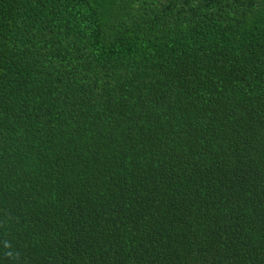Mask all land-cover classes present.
<instances>
[{
  "label": "trees",
  "instance_id": "trees-1",
  "mask_svg": "<svg viewBox=\"0 0 264 264\" xmlns=\"http://www.w3.org/2000/svg\"><path fill=\"white\" fill-rule=\"evenodd\" d=\"M0 264H264V0H0Z\"/></svg>",
  "mask_w": 264,
  "mask_h": 264
},
{
  "label": "clouds",
  "instance_id": "clouds-1",
  "mask_svg": "<svg viewBox=\"0 0 264 264\" xmlns=\"http://www.w3.org/2000/svg\"><path fill=\"white\" fill-rule=\"evenodd\" d=\"M5 247H8V245L6 244V245H5ZM8 255L10 256V255H11V253H8Z\"/></svg>",
  "mask_w": 264,
  "mask_h": 264
}]
</instances>
